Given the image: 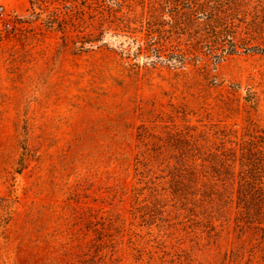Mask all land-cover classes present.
I'll use <instances>...</instances> for the list:
<instances>
[{"label":"rangeland","instance_id":"obj_1","mask_svg":"<svg viewBox=\"0 0 264 264\" xmlns=\"http://www.w3.org/2000/svg\"><path fill=\"white\" fill-rule=\"evenodd\" d=\"M83 3L0 0V264H264V214L168 188L176 137L197 163L235 160L236 181L242 156L258 161L264 183V0H212L142 49Z\"/></svg>","mask_w":264,"mask_h":264},{"label":"trees","instance_id":"obj_2","mask_svg":"<svg viewBox=\"0 0 264 264\" xmlns=\"http://www.w3.org/2000/svg\"><path fill=\"white\" fill-rule=\"evenodd\" d=\"M211 1L151 0L149 5H142V12L139 15L133 16L123 12L127 0H82L84 2L82 6L97 13L106 14L116 22L119 29L128 28L144 34L143 42L139 45V49H142L144 44L147 46L157 45L159 48L160 44L157 40H162L164 34L168 32L182 34L187 31L189 21L196 26L197 22L190 15L198 9L205 12H216L217 9L211 6L213 3ZM185 4L188 5L184 7ZM171 9L173 10L171 11ZM182 9L183 11L179 14L178 12ZM81 10L84 11L82 8ZM184 12L187 13V17L183 16ZM168 16L169 19H167ZM181 16L188 21L181 22ZM50 24L49 26H53L54 23ZM209 24L214 27V35L208 42L212 49L219 50L223 38L230 35L229 18L214 14L213 17L208 18L207 26ZM168 25H170V30L165 29ZM58 26L61 30L65 28L60 23ZM158 54H160L159 51ZM157 56L161 60V55ZM166 60L164 62L173 64L174 68H184L187 65V59L183 55L180 56V59ZM174 139L175 141L171 144L172 149L180 155L176 158L168 180V188L174 198L181 201L183 205L204 203L207 205L216 204L219 208L235 206L239 215L246 222H253L254 216L264 214V183L258 177L257 170L260 166L258 161L248 158L247 161H244V156H242L239 179L236 181L234 172L230 170L231 167L234 168L235 160L230 164L217 165L204 158L200 163H197L198 159L191 153L195 149V144L185 141L182 137ZM186 154L191 155L192 163L185 160ZM197 167L200 168V173L197 171Z\"/></svg>","mask_w":264,"mask_h":264}]
</instances>
